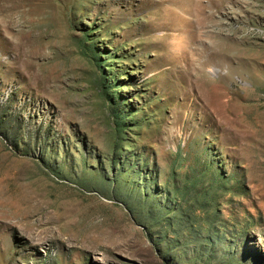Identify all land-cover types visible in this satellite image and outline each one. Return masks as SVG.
I'll return each instance as SVG.
<instances>
[{
  "label": "rangeland",
  "instance_id": "rangeland-1",
  "mask_svg": "<svg viewBox=\"0 0 264 264\" xmlns=\"http://www.w3.org/2000/svg\"><path fill=\"white\" fill-rule=\"evenodd\" d=\"M0 264H264V0H0Z\"/></svg>",
  "mask_w": 264,
  "mask_h": 264
},
{
  "label": "bare ground",
  "instance_id": "bare-ground-1",
  "mask_svg": "<svg viewBox=\"0 0 264 264\" xmlns=\"http://www.w3.org/2000/svg\"><path fill=\"white\" fill-rule=\"evenodd\" d=\"M184 49H182V51H183ZM186 50V49H185Z\"/></svg>",
  "mask_w": 264,
  "mask_h": 264
}]
</instances>
